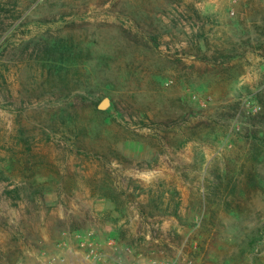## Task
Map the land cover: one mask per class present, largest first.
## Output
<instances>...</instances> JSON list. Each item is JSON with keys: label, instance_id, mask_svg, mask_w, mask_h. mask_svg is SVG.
I'll list each match as a JSON object with an SVG mask.
<instances>
[{"label": "rangeland", "instance_id": "374dc122", "mask_svg": "<svg viewBox=\"0 0 264 264\" xmlns=\"http://www.w3.org/2000/svg\"><path fill=\"white\" fill-rule=\"evenodd\" d=\"M0 264H264V0H0Z\"/></svg>", "mask_w": 264, "mask_h": 264}, {"label": "water", "instance_id": "95a60500", "mask_svg": "<svg viewBox=\"0 0 264 264\" xmlns=\"http://www.w3.org/2000/svg\"><path fill=\"white\" fill-rule=\"evenodd\" d=\"M110 99L109 98H105L102 103L99 105V108L102 110L107 109V107L110 105Z\"/></svg>", "mask_w": 264, "mask_h": 264}]
</instances>
